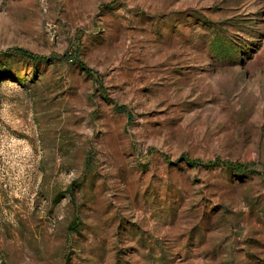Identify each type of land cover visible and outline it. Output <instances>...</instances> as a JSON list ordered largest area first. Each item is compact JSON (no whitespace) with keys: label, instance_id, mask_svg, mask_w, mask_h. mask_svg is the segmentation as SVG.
Wrapping results in <instances>:
<instances>
[{"label":"rangeland","instance_id":"rangeland-1","mask_svg":"<svg viewBox=\"0 0 264 264\" xmlns=\"http://www.w3.org/2000/svg\"><path fill=\"white\" fill-rule=\"evenodd\" d=\"M263 170L264 0H0V264H264Z\"/></svg>","mask_w":264,"mask_h":264},{"label":"trees","instance_id":"trees-1","mask_svg":"<svg viewBox=\"0 0 264 264\" xmlns=\"http://www.w3.org/2000/svg\"><path fill=\"white\" fill-rule=\"evenodd\" d=\"M23 55L29 57V58H32V59H39V57H36V56H33L31 54H28L27 52H23ZM185 164H188V165H192L193 164V161L192 160H187L185 161ZM211 166L212 165H221V166H224L228 169H231L233 171H235L239 176L240 175H243L245 170L247 169V166L245 165H241V164H234V163H229V162H220L219 160L217 161H214V162H211L210 164ZM208 165V166H210ZM263 174V177H264V170L262 172ZM75 226V225H73Z\"/></svg>","mask_w":264,"mask_h":264}]
</instances>
